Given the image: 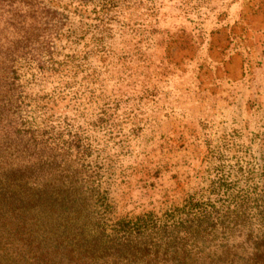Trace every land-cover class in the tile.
Returning a JSON list of instances; mask_svg holds the SVG:
<instances>
[{
  "label": "rangeland",
  "instance_id": "obj_1",
  "mask_svg": "<svg viewBox=\"0 0 264 264\" xmlns=\"http://www.w3.org/2000/svg\"><path fill=\"white\" fill-rule=\"evenodd\" d=\"M45 4L57 65L20 69L21 116L48 118L71 146L107 226L231 193L264 208V0ZM239 235L235 252L252 256Z\"/></svg>",
  "mask_w": 264,
  "mask_h": 264
},
{
  "label": "trees",
  "instance_id": "obj_2",
  "mask_svg": "<svg viewBox=\"0 0 264 264\" xmlns=\"http://www.w3.org/2000/svg\"><path fill=\"white\" fill-rule=\"evenodd\" d=\"M46 1L0 0V264H264V208L253 213L243 192L218 208L105 224L93 182L77 186L71 146L48 118L21 116L20 69L57 65ZM241 232L252 256L235 252Z\"/></svg>",
  "mask_w": 264,
  "mask_h": 264
}]
</instances>
